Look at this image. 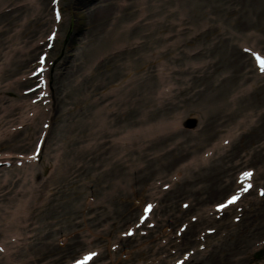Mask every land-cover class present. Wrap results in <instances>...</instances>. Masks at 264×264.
<instances>
[{
  "label": "bare ground",
  "instance_id": "1",
  "mask_svg": "<svg viewBox=\"0 0 264 264\" xmlns=\"http://www.w3.org/2000/svg\"><path fill=\"white\" fill-rule=\"evenodd\" d=\"M34 2L32 10L23 7ZM48 4L0 0V33H9V26L13 32L0 37V164L29 157L20 154L40 132L46 133L40 151L49 157L39 184L27 169L32 163L19 172L0 166V264H69L88 236L104 240L103 248L119 244L115 252L103 249L105 264H167L179 249L181 264H240L251 243L264 244V195L228 205L243 211H233L227 222L216 205L234 190L241 173L232 169L243 160L255 166L247 172L262 180L251 188L264 192V73L243 49L264 50V0L64 1L67 13H81L86 22L66 58L68 67L51 77L56 97L68 105L54 138L51 119L49 130L38 126L40 117L41 125L46 122L43 100L52 110L50 93L36 103L21 93L40 53L35 42L52 29ZM141 82L149 103L139 92L134 97ZM11 89L19 94L5 103L3 93ZM136 102L143 104L133 116ZM187 117L195 127L183 128ZM69 140L74 150L65 158L61 151ZM163 178L166 191L157 194ZM180 195L187 197L179 208L174 199ZM77 196L84 198L80 205ZM149 197L159 199L161 216L153 230L159 238L118 242L125 239L116 240L112 231L132 228L135 208ZM95 204L102 208L94 219H107L87 225L85 213L78 212ZM177 221L186 228L174 239L167 227Z\"/></svg>",
  "mask_w": 264,
  "mask_h": 264
},
{
  "label": "rangeland",
  "instance_id": "2",
  "mask_svg": "<svg viewBox=\"0 0 264 264\" xmlns=\"http://www.w3.org/2000/svg\"><path fill=\"white\" fill-rule=\"evenodd\" d=\"M64 1L66 2V0H57L58 5H59V11L61 13V19H60V21H58V24H57V27H56V30H55L56 37H55V40H54V47L51 50V52L49 53V58H48V59H51L52 60L51 61L52 63H51V66H50V70L48 72L49 85L51 86L50 87L51 89L49 88L50 95H51L50 96V104L49 105L51 106V104H53V106H52V110H50L49 111V114L47 113V115L50 117L51 122H52V125H53V128H51V130H52L51 137H53V138L55 136V133H54L55 130H54V128H56L57 126L59 128L61 127L60 114H61V117H62V107H63V104H66V103L64 101L59 100L60 98H57L56 97V93H54V85L52 84L51 77H53V76H56L57 77V74H59L62 70H64V66H66V68L68 67V62H66V60H67L66 58H68V54H71L72 53V51H73V49H74V47L76 45V39L79 37L78 35L81 32V29L83 28L84 23L86 22L83 14H81V13L80 14H77V15L74 14L73 11L70 12V13H67L63 9L64 8ZM74 1H76L77 3H79L77 5H82V2H86L87 0H74ZM16 3H19V2H16ZM34 4H36V2H34L33 4H29V6H31V7H28V6H23V7H26L28 9L32 10V7H33ZM85 4H87V3H85ZM20 8H22V7H20ZM12 14L14 16L13 17V22H14V20L16 19L17 16L14 13H12ZM48 15L51 16V7H49V6H48ZM8 30H9V33L5 32V31L4 32H1L0 33V37H7V35L9 36L10 33H13V32H11L12 31L11 26H9ZM46 33L44 32V34H45L43 36L44 39H45ZM258 48H261V47L258 46ZM56 51H57L58 54L55 57L54 53H56ZM245 53L250 58V62H253L254 63L255 62L254 58H252V56L249 53H247V52H245ZM257 53H259L262 57H264V50L262 51V48ZM152 68L153 67H151V69ZM259 72L262 73L261 70H260V68H259ZM114 78H115V76L113 77V79ZM69 82H70V78H69ZM2 83H4V82H2ZM25 85H27V84H24V86ZM108 85H109V83H104L103 87H106V90H108ZM24 86H21V87H24ZM159 87L160 86L157 83V86L155 87L156 88L155 89V93L157 91H159ZM145 88L146 87L144 85H142V82L139 83L137 85L136 90L134 91V93H135L134 94V97L137 96V93L139 92V97L143 100V102L149 103L148 98H147V96L145 94V92H146V89ZM15 93H18L19 94V91L15 90V89H11L8 93H3V97L5 99L3 101L5 103H9L13 99H14L13 101H16V99H15L16 98V94ZM52 94H53V96H52ZM110 95L105 96L103 98L104 101L105 100H108V97H110ZM52 98L54 100H52ZM155 99H156V101L158 100L156 96H155ZM67 100L68 101H71V95H68V98L67 99L65 98V101L66 102H67ZM142 104L143 103H139V102L134 103V106L136 107V110H134L132 112L133 116L138 113V111L140 110V107H141ZM39 122H40V125H38V126H41V117L38 120V124H39ZM195 126H196V120L193 117H187L186 120H185V124H184L183 128H189L190 129V128H193ZM69 128L67 129V132L70 134V129ZM108 138H111V136L108 137ZM31 141H32V139H30V142ZM48 143L49 142L47 141V146H49ZM67 145L68 146L65 147V148H63L62 151H61V153H63V155H64L65 158L66 157L69 158L71 156L70 155V152L68 150H70V149L71 150H74L75 142L72 141V140H69L68 143H67ZM107 145H108V143H106V146ZM50 149L51 148H49V150H47L49 155H51ZM31 150H32V146L28 147V150L25 153H29ZM186 156L187 155L182 156V158H181L182 160L181 161H183L186 158ZM16 159L17 158L11 159V163H12V166L13 167H15V166L18 167V165H16L18 162L15 163V160ZM48 160H49V157L46 154V151L45 152L43 151L41 153L40 157L36 160V162L32 163V165H29L27 167V169L31 170L30 171L31 172L30 177H33L31 180L34 183L39 184V183H42V181L44 179H46L47 172L45 170V165L47 164ZM75 161H76V159H75ZM19 162H21V161L19 160ZM243 162L246 163V164L241 165L242 164L241 163V164H239V166H237V167H235V168L232 169V171H236L237 170L238 173H241V175L237 179L236 185L234 186V190L231 191V192L230 191L226 192L224 194V196H222V198L220 199V202L217 203L216 206H220L221 204H226L228 202V201H226V198L227 197H229V199H231V197H233L235 195H238V193H239V200H238V202H240L242 200H245L248 197L249 198L250 197H255L256 194H257L258 197L261 195V190L259 192H256V189H254V188H250L247 192L243 191L244 187H246L247 184H249V183L252 184L253 181H257V180L258 181H262L261 179H259L260 177H258V176H257V178L252 176L250 179H245L244 178V174H242V173L244 171H248V169L252 170L253 168H255V166L252 165V164L250 166L244 160H243ZM20 164L24 165L22 162ZM9 166H11V165H9ZM20 167L21 166H19L15 170L17 172H19ZM8 168H11V167H8ZM89 171H90V167H88L87 169H85L84 174H86ZM151 173H153V171ZM151 173L148 174L149 175L148 178H150ZM165 181H166V178H163V179H160V181H158L156 183L157 186L154 188V190L156 191L157 194H161L163 191H166V188L167 187H165V185H168V183H164ZM80 190H83V188H81ZM93 196L94 195H88V199H90V201H93L94 200V197ZM162 197H163V195L161 196V198ZM185 197H187V196L180 195L177 198H175L174 199L175 200V206L180 208L181 207V202L179 203V201H181V199H186ZM240 197H241L242 200L240 199ZM76 199H77V204L78 205H80L79 204V201H80V203H83L84 198H82L81 196H77ZM136 203H137V200H136ZM158 204H159V199L158 200L157 199H154V197L145 198V200L143 201V203H141L140 207H136L135 208L137 213H136V218L134 220L136 221L137 219H140V221H142V219H143L142 224H139V225L132 224V231H133V233L131 235H126L125 234L121 238V239H125V240L118 241V242H121L122 244H127L129 246L130 244L134 243V240H135L136 237L142 236V235H144L145 237H151L152 239L157 240L160 235H158L157 232L156 231H153V230L156 229V227L154 226L156 224V220L158 218H160V216H161L160 211H158ZM96 205L97 204L92 205L90 207L89 206H86V208H84V210H82V212H78L79 215H81L82 213H85V217H86V221L85 222L87 223V225H97V224H100L101 222H103V220L107 219V217L104 218L103 216H100V217H97V218L94 219V216L93 215H94L95 212H97V208H99V210L102 208V206L101 207H99V206L96 207ZM149 206H151V210L146 213V209H148ZM208 206L212 207L211 205H208ZM155 207H157V209ZM227 208H228L229 211L228 212H225V213H223V209L220 210V211H217L219 216L220 215H226V216H224L226 222L229 221L228 220L229 219V216L232 215L233 211H235V210H237V213H238L237 215L240 216V213H241V210H242L241 206H238L237 207L236 205L235 206L234 205H231L230 207L227 206L226 208H224V210H226ZM88 211H92V212L86 213ZM190 221H192V220H190ZM193 221H195V220H193ZM111 223H112V221H110L109 223H107V225H109V227H110V224ZM180 223H181L180 221H177L174 226L172 225V227H167V231L171 233V234L170 233L169 234L172 235V237L174 239H176V236L177 235L180 236V234L186 228V222L182 226L180 225ZM240 223H241L240 220H236L235 225H237V224L240 225ZM80 227H81V229H83L82 225ZM123 229L125 230L126 228L124 226H120L117 229H115V230L112 231V233L116 235V240H121L118 237V235H122V234L125 233V231ZM207 229L208 230H212V229H215V228H207ZM121 230H123V231H121ZM149 230H151V232H149ZM180 230H181V233L179 234ZM83 231H84L83 233L85 235H87L88 234L87 232H89V230H85V229H83ZM139 232H140V234H139ZM215 233L217 234V232H215ZM215 233L213 234V236L216 235ZM222 233H224V232L222 231ZM203 234H204V231L201 230V234H199V236L201 237V236H203ZM86 239H87V241L83 242V244L85 246L84 247H80L79 252L74 257H77V256L81 255V253H83L84 251H86V252H93V251H95L96 252V255L93 257L91 264H101V263L105 264V263L109 262V258H107L108 255L106 256L104 254L103 249H109V250H111V252H115V250H117L118 245H119L118 243H115V244H112L109 248L107 247V245H106V248L105 247L103 248L104 242H105L104 240L101 241V242H99V241L93 242V241H91L92 237H90V236H88V238H86ZM162 239H163V242H167V238H162ZM109 240H110L109 242H111V241H114L115 239L112 238V239H109ZM60 243L61 242H59V244ZM63 243L64 242H62V244ZM262 243H263L262 241H258V240L256 242L254 241L253 243H251L250 246H249V248L247 249V251L244 254L245 257H246V259H243L240 264H264V244H262ZM95 245H98V247L95 246ZM190 250L192 251V249H190ZM182 251H183V249H181V250L179 249L178 252H175L176 254L171 259H169V261L167 262V264H170L176 258H179L180 255H181V253H182ZM122 257H125V256L122 255ZM73 259H75V258H71V260H73ZM148 260H150V258ZM148 260H147V263L149 262ZM181 260H182V256H181ZM143 261L144 260H142L141 262H143ZM183 264H192V263H191V261H189V262H186V263H183Z\"/></svg>",
  "mask_w": 264,
  "mask_h": 264
},
{
  "label": "snow or ice",
  "instance_id": "3",
  "mask_svg": "<svg viewBox=\"0 0 264 264\" xmlns=\"http://www.w3.org/2000/svg\"><path fill=\"white\" fill-rule=\"evenodd\" d=\"M54 2H55V0H54ZM56 17H57V20L61 19V14L59 11H57ZM54 36H55V33H53V36L50 37L49 39H53ZM255 58H256L257 63L259 64L260 70L262 72H264V57H261L260 55H256ZM40 63L44 64V58L43 57L41 58ZM40 71L42 72L43 68H41ZM252 175L253 174L251 172L244 173V178L250 179L252 177ZM251 187H252V185L249 183V184H247L246 187H244L243 191L247 192ZM261 195H264V192H262ZM238 199H239V195H235V196L231 197V199L228 200L227 204H221L219 206L218 210H222V209L226 208L228 205L235 203ZM150 210H151V206H149V208L146 209V213L149 212ZM141 222H143V219ZM131 234L132 233L129 232L126 235H131ZM95 255H96V253H90L83 260L77 261V264H88V262L90 260H92Z\"/></svg>",
  "mask_w": 264,
  "mask_h": 264
}]
</instances>
